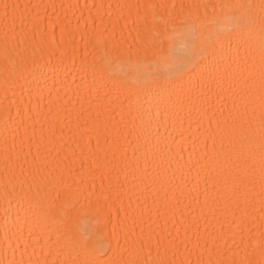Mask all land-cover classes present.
Returning a JSON list of instances; mask_svg holds the SVG:
<instances>
[{"label": "bare ground", "instance_id": "1", "mask_svg": "<svg viewBox=\"0 0 264 264\" xmlns=\"http://www.w3.org/2000/svg\"><path fill=\"white\" fill-rule=\"evenodd\" d=\"M0 264H264V0H0Z\"/></svg>", "mask_w": 264, "mask_h": 264}]
</instances>
